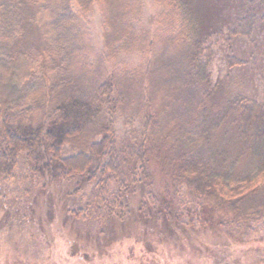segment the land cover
Wrapping results in <instances>:
<instances>
[{"label":"trees","instance_id":"obj_1","mask_svg":"<svg viewBox=\"0 0 264 264\" xmlns=\"http://www.w3.org/2000/svg\"><path fill=\"white\" fill-rule=\"evenodd\" d=\"M153 2L135 32L142 0H0V199L17 185L30 196L46 167L78 226L105 228L137 198L244 239L264 225V97L232 74L212 82L206 42L264 38V0ZM118 53L142 63L117 67Z\"/></svg>","mask_w":264,"mask_h":264},{"label":"rangeland","instance_id":"obj_2","mask_svg":"<svg viewBox=\"0 0 264 264\" xmlns=\"http://www.w3.org/2000/svg\"><path fill=\"white\" fill-rule=\"evenodd\" d=\"M142 2V15L133 22L135 32L159 11L153 0ZM85 20L92 45L102 49L104 24L99 9L94 7ZM208 43L213 49L212 82L232 74L238 88L261 100L264 38L254 35L249 42L225 34ZM118 54L117 67H136L143 60L136 53ZM228 56L242 60L241 64L229 68ZM117 128L122 132L120 124ZM38 170L44 185L30 196L21 195L17 185L0 199V264H264V225L241 239L214 226L208 214L201 215L204 225L198 218L189 226L183 218L161 217L163 204L142 206L137 198H131L123 214L114 216L105 228L78 226L65 206V188L57 181L47 184L46 167Z\"/></svg>","mask_w":264,"mask_h":264}]
</instances>
